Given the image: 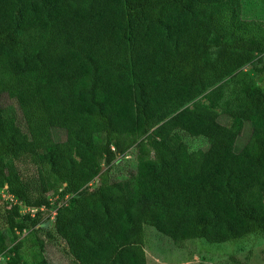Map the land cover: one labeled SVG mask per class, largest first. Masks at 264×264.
Listing matches in <instances>:
<instances>
[{"label": "trees", "instance_id": "1", "mask_svg": "<svg viewBox=\"0 0 264 264\" xmlns=\"http://www.w3.org/2000/svg\"><path fill=\"white\" fill-rule=\"evenodd\" d=\"M263 53L243 0H0L8 222L42 226L40 209L16 221L18 204L49 207L75 264H147L145 225L177 246L264 239V85L243 70ZM133 146L137 162L112 172Z\"/></svg>", "mask_w": 264, "mask_h": 264}, {"label": "rangeland", "instance_id": "2", "mask_svg": "<svg viewBox=\"0 0 264 264\" xmlns=\"http://www.w3.org/2000/svg\"><path fill=\"white\" fill-rule=\"evenodd\" d=\"M243 14L248 18H255L264 22V0H243ZM218 37L211 34L210 41L217 42ZM219 46L210 48L206 56L213 59L217 56ZM255 81L262 77L264 85V53L256 57L255 61L243 67ZM201 98V96H199ZM1 102L14 112L20 119L19 109L14 100L2 97ZM218 119L225 123L227 115L219 114ZM247 123L241 135H235L228 146L238 149L244 145L250 131ZM56 139H63L65 132L54 129ZM184 140L190 148L208 147L219 144L214 139L192 137L185 135ZM152 154L154 152H151ZM138 148L131 147L118 164H113L111 171L125 172L137 162ZM3 194V195H2ZM7 189L0 186V264H75L68 252L66 242L54 232L53 212L49 207H40V220L43 225H31L26 221V228L13 227L7 220L15 215L14 206L8 200ZM52 204L57 195L47 193ZM27 206L18 204V216L21 220ZM144 250L147 264H264V239L256 234H251L244 239L223 243H209L204 239L187 240L181 246L174 244L172 239L159 231L154 226L145 225Z\"/></svg>", "mask_w": 264, "mask_h": 264}, {"label": "built area", "instance_id": "3", "mask_svg": "<svg viewBox=\"0 0 264 264\" xmlns=\"http://www.w3.org/2000/svg\"><path fill=\"white\" fill-rule=\"evenodd\" d=\"M95 181H98V179H95ZM5 188H7V185H5ZM7 195H8L7 196L8 197V200L11 202L12 205L15 204V203H17L16 198L11 193H9L8 191H7ZM43 208H44V206H41V209H43ZM38 209H40V208H37V207H27V208H25V213L29 212L31 216H34L35 212ZM54 214H55V211H53V215H52L53 217H54Z\"/></svg>", "mask_w": 264, "mask_h": 264}]
</instances>
